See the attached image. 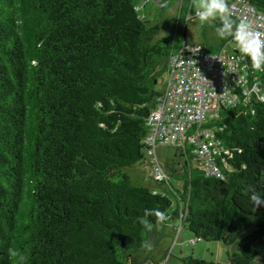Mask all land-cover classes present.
<instances>
[{"label":"trees","instance_id":"16d2710c","mask_svg":"<svg viewBox=\"0 0 264 264\" xmlns=\"http://www.w3.org/2000/svg\"><path fill=\"white\" fill-rule=\"evenodd\" d=\"M139 1L0 0V264H143L142 241L176 219L196 241L238 243L226 262L183 264H264V204L249 201L252 189L264 199V71L218 35V19L202 25L199 47L227 46L257 89L205 123L220 177L185 146L165 165L158 148L167 178L155 180L148 118L187 42L167 14L178 0L162 1L157 22ZM246 1L264 14V0ZM191 3L176 18L195 17ZM137 164L157 186L134 179ZM146 208L168 220L143 229Z\"/></svg>","mask_w":264,"mask_h":264},{"label":"built area","instance_id":"2783aa9c","mask_svg":"<svg viewBox=\"0 0 264 264\" xmlns=\"http://www.w3.org/2000/svg\"><path fill=\"white\" fill-rule=\"evenodd\" d=\"M159 3L164 7L168 1ZM229 8L234 19L245 17L254 30L264 32V14L254 5L246 0H232ZM256 89L241 57L227 46L217 52L186 46L174 53L165 87L148 118L146 143L155 180L167 178L157 157L162 146L192 147L202 170L220 177L221 170L214 159L218 142L205 123L223 108L235 106L241 93Z\"/></svg>","mask_w":264,"mask_h":264},{"label":"rangeland","instance_id":"374dc122","mask_svg":"<svg viewBox=\"0 0 264 264\" xmlns=\"http://www.w3.org/2000/svg\"><path fill=\"white\" fill-rule=\"evenodd\" d=\"M161 1L163 0L139 1L141 12L145 19H151L155 22L159 20V16H157L156 13L160 8L159 2ZM179 11L180 4L175 3L167 11V14L171 18L176 19L177 26L180 27V32L187 42V47L194 48L202 46L205 30L200 24L196 13L195 17H191L189 21L186 22V19L179 20V18H176L179 14ZM185 25L187 26L186 28ZM233 47H235L234 43L231 44V48ZM166 77L167 72H163L160 76L158 84L159 89H164ZM175 154V147L168 146L159 148V158L164 165L168 162H177L178 158ZM129 171L137 181H141L149 186H157L150 177L149 165L137 164ZM174 223L175 226L178 227L177 230H174L171 227L163 226L158 228V232L151 239L153 247L150 250L146 249L141 253V258L143 260L147 258L153 259V264H183L182 258L193 256L197 259H203L206 261L226 262L228 259V252L232 253L238 250V243L231 246L230 248H227L221 242H206L204 240L196 241L188 229H182L181 231L179 230L181 225L179 219H176Z\"/></svg>","mask_w":264,"mask_h":264},{"label":"clouds","instance_id":"9594fccd","mask_svg":"<svg viewBox=\"0 0 264 264\" xmlns=\"http://www.w3.org/2000/svg\"><path fill=\"white\" fill-rule=\"evenodd\" d=\"M190 7L195 10L201 25L218 19L220 21V25L216 28L218 35L220 37L230 36L239 52L250 59L252 68L264 71V32L254 30L245 17L234 19L227 0H192ZM249 201L255 205L264 204L261 193L255 189L250 191ZM150 216L156 218V224L168 220L166 212L159 208L144 209V214L138 216L136 220L143 229L149 232L153 229ZM142 247L150 250L153 245L150 241L144 240Z\"/></svg>","mask_w":264,"mask_h":264},{"label":"crops","instance_id":"0c3cea01","mask_svg":"<svg viewBox=\"0 0 264 264\" xmlns=\"http://www.w3.org/2000/svg\"><path fill=\"white\" fill-rule=\"evenodd\" d=\"M183 3H184V0H178L176 2V4H180V9H181V6L183 5ZM145 9H146V7H145ZM150 262L153 264L154 263L153 259L147 258L144 260L143 264H151Z\"/></svg>","mask_w":264,"mask_h":264}]
</instances>
